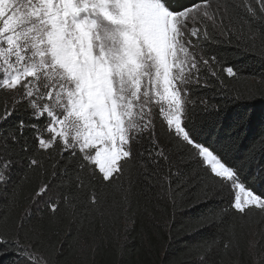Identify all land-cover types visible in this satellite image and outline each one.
<instances>
[{
  "label": "snow or ice",
  "instance_id": "6c2138e0",
  "mask_svg": "<svg viewBox=\"0 0 264 264\" xmlns=\"http://www.w3.org/2000/svg\"><path fill=\"white\" fill-rule=\"evenodd\" d=\"M260 18L264 0H0V186L19 170L15 146L27 154L31 142L28 166L44 167L38 155L56 152L66 162L52 176L70 184L73 173L80 184L91 173L102 189L135 163L150 181L165 168V180L194 174L206 197H227L241 218L264 214V192L251 186L264 185V170L243 177L247 157L229 158V144L205 138L219 107L203 91L227 94L225 74L239 75L210 46L231 43L238 25ZM9 250L18 264H47L19 230L0 233V254Z\"/></svg>",
  "mask_w": 264,
  "mask_h": 264
},
{
  "label": "trees",
  "instance_id": "16d2710c",
  "mask_svg": "<svg viewBox=\"0 0 264 264\" xmlns=\"http://www.w3.org/2000/svg\"><path fill=\"white\" fill-rule=\"evenodd\" d=\"M237 31L241 35L231 43L210 46L239 75L225 74L227 94L203 90L209 103L219 107L215 132L205 138L213 146L229 144V158L247 157L242 176L252 177L264 170V18L238 25ZM5 103L0 89V110ZM157 131L163 137L159 126ZM34 151L31 142L27 154L15 146L19 170L12 182L0 186V233L14 236L19 230L21 241L36 245L37 255L47 264H208L211 260L254 264L255 259L256 264H264V214L258 210L243 218L233 214L228 198L206 197L194 174L183 181L175 176L165 180V168L159 180L150 181L132 163L114 184L104 182L101 189L91 173L84 184L75 179L76 173L71 184L67 177L54 178L53 171L63 175L66 162L56 152L38 155L44 167H29L28 157ZM49 181H54L51 191L37 197ZM251 186L257 193L264 192V185L252 182ZM93 191L96 203H92ZM51 204L57 205L55 212ZM0 264H18L16 252L0 254Z\"/></svg>",
  "mask_w": 264,
  "mask_h": 264
},
{
  "label": "rangeland",
  "instance_id": "374dc122",
  "mask_svg": "<svg viewBox=\"0 0 264 264\" xmlns=\"http://www.w3.org/2000/svg\"><path fill=\"white\" fill-rule=\"evenodd\" d=\"M47 134V133H46ZM97 167V169H98V166H96ZM257 263V260L255 259V261H254V264H256Z\"/></svg>",
  "mask_w": 264,
  "mask_h": 264
}]
</instances>
